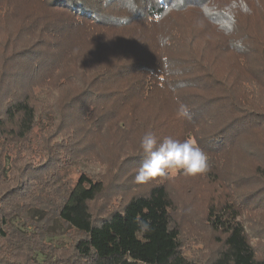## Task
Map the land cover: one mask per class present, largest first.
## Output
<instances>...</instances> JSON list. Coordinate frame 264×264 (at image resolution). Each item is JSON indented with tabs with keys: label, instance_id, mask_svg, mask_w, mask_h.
I'll use <instances>...</instances> for the list:
<instances>
[{
	"label": "trees",
	"instance_id": "trees-1",
	"mask_svg": "<svg viewBox=\"0 0 264 264\" xmlns=\"http://www.w3.org/2000/svg\"><path fill=\"white\" fill-rule=\"evenodd\" d=\"M209 1L0 0V24L8 18L15 19L12 26L7 28L10 33L6 34L11 51L6 52V67L0 68L4 75V88H0L4 105L0 109V144L10 150L25 142L29 143L37 123V103L41 100L36 89L45 86L55 92L62 90L63 83L70 82V77H75L76 72L84 73L85 77L73 78L79 81L80 90L65 98L64 107L68 115H77L79 119L65 121L74 122L80 127L84 125L96 133L104 128L106 130L111 121H117V126H124L129 117L134 116L133 122L138 121L137 111L131 103L162 92L159 94L162 101L175 98L177 109L184 104L190 110V119L180 117L177 111L175 113V120L180 122L177 126L181 128L179 141L187 140L192 135L197 144H201L196 128L201 125L199 119L207 114V108L193 110L192 95L188 94L199 90L180 93V87L183 86L177 82V77L181 75L171 72L169 57L164 52V47L172 46L170 34L162 39L154 34V38H151L153 34L149 35L148 31L165 23L173 12L175 14L179 9L194 6V9L204 11L205 18L212 14L214 23H211L226 37L229 38L232 32V42L235 44L230 49H235L241 60L246 59L252 51H259L253 49V40L246 41L252 38L247 27L245 33L239 36L234 33V27H238L234 22L236 14L229 13L230 10L225 7H219L218 11L214 3L208 4ZM250 3L245 0L244 9L254 10L255 4ZM260 50L264 51V48ZM199 67L205 73L203 66ZM208 77L211 81L210 75ZM203 82L207 83L205 78ZM159 95L155 99L158 100ZM195 95L200 96V93L195 92ZM57 107L59 104L54 103L53 109ZM243 114L247 113L243 110L230 113L228 123L231 126L238 125ZM234 120L236 122L232 123ZM247 123L246 120L244 125ZM225 127L220 134L212 133L211 138L204 141V144L211 145L203 147L206 152L215 150V144H225L238 131L250 129V126L232 128L229 124ZM63 143L59 147L58 144H51L47 148V159L51 158L56 167L63 164L58 155H64L67 151L71 157L76 149L65 140ZM74 144L79 143L75 141ZM9 159L8 155L6 160ZM213 164L208 172L212 175L218 172ZM47 167L46 162H43L38 166L20 168L17 176L19 182L15 187L10 186L14 188L9 190L7 200H22L24 196L32 195L31 188L41 191L57 179L59 182L62 176H57V169L52 170L57 173L51 177L50 172L45 178L41 176L49 170ZM47 178L53 179L50 182ZM36 184L38 187H35ZM40 185L44 188L40 189ZM105 186L103 178L95 179L82 174L65 189L57 205L55 218L68 227L70 232L63 234L72 238L70 248L75 250V256L67 261L46 255L40 264H264V258L257 255L240 220L242 213L240 208H236L238 200L234 202L226 199L227 205L222 211L212 209L209 212L208 222L212 229L222 232L225 237L219 252L200 263L184 253L180 231L172 216L173 203L164 185L157 183L147 193L136 192L127 197L121 207L97 216L98 212L94 213L92 203L100 199ZM241 202L240 207H243ZM40 205L36 201L24 200L19 209L30 212L35 207L41 212L42 209L38 208ZM245 205L251 206L249 201ZM9 213L8 207L7 210L0 208L1 239L8 240L5 225L8 219L13 220ZM138 219L148 221L150 230L141 231L136 222ZM7 254L0 255V264H10Z\"/></svg>",
	"mask_w": 264,
	"mask_h": 264
},
{
	"label": "rangeland",
	"instance_id": "rangeland-1",
	"mask_svg": "<svg viewBox=\"0 0 264 264\" xmlns=\"http://www.w3.org/2000/svg\"><path fill=\"white\" fill-rule=\"evenodd\" d=\"M244 1L210 0L208 3H214L218 11L219 7H225L230 10L229 13L236 14L234 22L238 27H234L235 34L239 36L240 33H245V27L252 33V38H247L246 41L253 40V49L259 51L247 53L244 60L237 56L235 49H230L235 44L232 42V32L229 38L226 37L224 32L212 24V14L205 18L204 11L194 9V6H191L192 9H179L175 14L173 12L165 23L148 31V34H153L151 38L157 34L159 39L170 34L172 46L164 47V52L169 57L171 72L181 75L177 77V82L183 86L179 91L184 94L188 90H199L188 92L192 95L193 110L207 108V114L199 119L201 125L196 128L201 144H197L192 135L187 140L203 149L205 146L211 147L210 144H204V141L211 138L212 133L220 134L227 124L237 129L250 126V129L238 131L225 144H215V150L206 152L203 149L208 157V165L210 162L203 173L186 176L182 170H174L167 178L150 180L151 184L150 181L138 183L135 175L144 159L139 150L143 134L152 131L158 139L172 137L180 140L181 128L177 126L180 122L175 120V98L162 101L159 95L162 92H157L151 98L136 100L131 106L137 111L138 121L133 122L134 116L129 117L124 126H117V121H111L106 130L104 128L96 133L89 131L84 125L80 127L74 122L65 121L79 119L77 115H68L64 101L71 97L70 93L80 90L79 81L73 78L85 77L84 73H74L75 77H70V82L63 83L62 90L55 92L45 86L36 89L41 100L37 103V123L30 142L10 150L0 144V208L7 210L8 207L11 211L9 214L13 216V220L8 219L5 225L8 240L0 238V255H6L8 248L10 264H40L46 255L67 261L73 259L75 250L70 248L72 238L63 234L70 231L55 215L65 189L79 175L86 174L105 180L104 193L95 204L92 203L94 213L98 212L97 216L121 207L127 197L147 193L157 183L164 185L173 203L172 216L180 231L184 253L200 263L219 252L225 237L222 232L212 229L208 222L209 212L212 209L222 211L224 205H227L226 199L234 202L238 200L236 208L241 210L240 220L257 255L264 258V51L260 50L264 48V0H249L255 4L252 11L244 9ZM250 7L252 8L251 5ZM14 20L8 18L0 24V68L6 67L5 57L11 51L6 34L10 33L7 28ZM199 66H203L205 73ZM3 77L0 71V88H4ZM204 78L207 83L203 82ZM170 85L171 83L168 88ZM195 92H199L200 96L195 95ZM157 95L160 97L158 100L155 99ZM54 103L59 104V107L53 109ZM2 106L3 97H0V109ZM241 110L247 114L241 116L238 125L231 126L228 123L229 114ZM246 120L249 123L244 125ZM235 122L236 120L232 121ZM64 140L76 149L71 157L67 151L64 155H58L63 164L59 163L56 167L51 158L47 159V148L51 144H58L59 147L64 144ZM75 141L79 144H74ZM8 155L10 159L7 161ZM43 162H46L49 170L41 176L45 178L50 172L51 177L55 175L53 173H57L52 170L57 169V176H62L61 180L58 182L59 179L54 178L56 182L49 187L44 188L46 183L44 187L39 186L44 190L31 188V196L8 201L9 190L19 182L17 176L20 168L38 166ZM212 164L218 170L213 175L208 173ZM47 179L51 182L53 178ZM11 185L14 187H10ZM24 200L38 202L41 204L38 208L45 212H38L35 207L30 212L19 209ZM247 200L251 206L245 205ZM240 202L243 207H240ZM62 249L63 252L60 253Z\"/></svg>",
	"mask_w": 264,
	"mask_h": 264
},
{
	"label": "clouds",
	"instance_id": "clouds-1",
	"mask_svg": "<svg viewBox=\"0 0 264 264\" xmlns=\"http://www.w3.org/2000/svg\"><path fill=\"white\" fill-rule=\"evenodd\" d=\"M178 115L190 119L189 108L181 104L177 109ZM140 155L144 157L138 167L135 180L146 183L154 178H167L174 170H182L186 176L203 173L208 167L206 152L191 140L183 142L172 137L158 139L155 133L147 131L139 141ZM141 231H149L148 221L138 219Z\"/></svg>",
	"mask_w": 264,
	"mask_h": 264
}]
</instances>
